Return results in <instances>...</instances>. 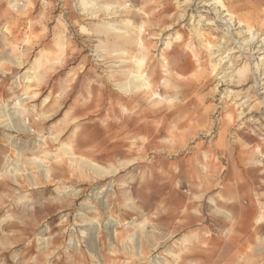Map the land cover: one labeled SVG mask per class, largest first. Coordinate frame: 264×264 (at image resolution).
<instances>
[{
	"label": "rangeland",
	"instance_id": "374dc122",
	"mask_svg": "<svg viewBox=\"0 0 264 264\" xmlns=\"http://www.w3.org/2000/svg\"><path fill=\"white\" fill-rule=\"evenodd\" d=\"M77 1L0 0V264H264V108L251 75L214 90L209 55L185 23L154 25L173 7L122 0L136 26L134 8L153 18L142 39L162 101L151 114L145 97L121 105L128 96L78 53L96 39ZM177 34L168 61L180 77L166 90L157 51ZM244 97L256 103L250 122L233 105ZM251 204L243 233L234 213Z\"/></svg>",
	"mask_w": 264,
	"mask_h": 264
},
{
	"label": "bare ground",
	"instance_id": "6f19581e",
	"mask_svg": "<svg viewBox=\"0 0 264 264\" xmlns=\"http://www.w3.org/2000/svg\"><path fill=\"white\" fill-rule=\"evenodd\" d=\"M59 2H62V7H64L65 0H59ZM163 2L164 4L159 6V0H150L149 8L152 10L159 8V13H161L173 7L175 13L170 14V22L167 20L157 22L154 19V25L160 28L162 26L163 31L167 32L176 25V21L185 23L183 26L188 27L192 38L209 55L210 74L216 83L214 90L223 85L231 87L234 80L244 75L247 77L251 75L252 89L258 99L256 102L264 108V0H173L172 4L167 3L168 0H163ZM78 4L81 7H78V10L82 11L88 20L95 21L91 38L98 40V42L85 40L86 50L80 49L78 53L88 52L91 59L87 58L86 63L100 68L102 74L108 75L106 80L114 87L115 92L128 96L122 99L121 105H135L139 103V97H145L144 102L149 108H143V111L151 114L150 107L157 106L162 101L160 96L154 92V80L147 74L146 45L142 39V34L153 30L146 26L152 23L153 18H150L141 8H134L131 14L141 16L144 24L136 26V22L130 21L127 17L129 11L125 8H129L130 5L123 4L122 0H84V2L78 0L76 5ZM124 11L125 16H121ZM187 14L190 16L188 19ZM101 16L104 17L102 19L109 21L101 20ZM209 17L219 23L222 30L221 36L213 35L214 32H218V28ZM204 27L214 28L213 32L206 33L207 28L204 29ZM177 35L175 38H173L174 35H168L163 43L160 42L163 49L157 51L160 53L157 60L161 74L159 84L166 90L177 89L176 86L173 88L172 81L169 80L176 74L168 61L169 53L174 54L177 48L174 44L179 39V34ZM153 38L156 37H151ZM95 42L98 44L94 45ZM238 63L242 64L239 68ZM54 64L64 63L63 60H59ZM39 76L34 73L32 79L38 80ZM232 94L234 93L228 88L224 89L226 97ZM233 105L237 120L252 121L251 114L256 103L250 102L249 97L238 98ZM261 219L262 217L259 223ZM115 225L117 223L112 222L105 227L108 240L112 245L115 242V230L109 231V228ZM152 264H159L158 259L152 260Z\"/></svg>",
	"mask_w": 264,
	"mask_h": 264
},
{
	"label": "crops",
	"instance_id": "0c3cea01",
	"mask_svg": "<svg viewBox=\"0 0 264 264\" xmlns=\"http://www.w3.org/2000/svg\"><path fill=\"white\" fill-rule=\"evenodd\" d=\"M177 72H178V70H177ZM176 77H180V74L178 73V75H175ZM105 78H107L106 76H104ZM161 79V77L159 78V80ZM154 80V79H153ZM252 205V204H251ZM236 208V207H235ZM250 208V207H249ZM247 209V207H240V211H239V213L240 214H238L236 211H235V213L234 214H237V217L235 218L234 216H231V218L234 220V218L236 219V220H239L240 218L242 219H244L245 220V222H247V224H245V225H241L240 227H238V230L239 231H242L243 233H245L249 228H252V224H253V221H254V219H255V217H256V215H254L255 214V212H258V209H257V207L255 206V205H252V208L251 209ZM242 211V212H241ZM211 222H212V224L213 225H216V224H221V223H224L223 222V220H220V219H218V218H212L211 220H210ZM262 227V226H261ZM220 231H222V230H220ZM216 233H219V231L218 232H216ZM210 239H221V238H217V237H211Z\"/></svg>",
	"mask_w": 264,
	"mask_h": 264
}]
</instances>
